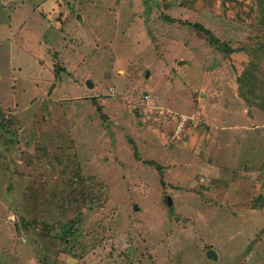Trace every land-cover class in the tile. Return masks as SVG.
<instances>
[{"label":"rangeland","instance_id":"1","mask_svg":"<svg viewBox=\"0 0 264 264\" xmlns=\"http://www.w3.org/2000/svg\"><path fill=\"white\" fill-rule=\"evenodd\" d=\"M254 4L0 0V264H264V176L224 204L159 114L210 126L206 78L240 80ZM83 186L101 200L68 203Z\"/></svg>","mask_w":264,"mask_h":264},{"label":"crops","instance_id":"2","mask_svg":"<svg viewBox=\"0 0 264 264\" xmlns=\"http://www.w3.org/2000/svg\"><path fill=\"white\" fill-rule=\"evenodd\" d=\"M246 1L251 4L253 1L255 6L264 0ZM254 9L258 11L256 7H251L249 10L252 13L247 22L244 19L237 20L236 29L239 28V33L247 32L248 35L242 39V35L235 32L238 36L240 35V38L236 37L238 41L232 43L231 52L234 54H229L233 58L236 54L235 63L241 64V69L238 70L240 80L235 81L230 75L232 80L229 82L224 75V69H221V76H213L210 79L207 77L206 84L209 83L210 87L216 89L214 93H210L207 87L208 92H206L207 89L201 92L208 111L205 118L210 126L205 130H196L190 128L188 123L184 142L174 143L177 148H180L178 151L186 157L194 154L195 150L200 151V155L204 156L206 161L203 166V170L206 171L203 173L206 181L212 178L209 172H212L210 174L213 177H220L222 181L213 182L215 184L213 186L206 183L207 193L213 194L216 190L223 188L225 192H223L222 202L229 205L235 202L233 194L238 193L244 186L251 191L255 190L257 179L259 176H264V20L259 19L261 13ZM244 17L245 15H242V18ZM262 17L264 18V13ZM243 28L247 30H242ZM207 65L214 67L215 64ZM219 68L217 66V69ZM35 82L33 80L34 94L42 92L36 87ZM88 82L91 81H87L88 87H92ZM258 183L262 185L261 182ZM258 209L253 208L254 211ZM8 218L15 220L13 214Z\"/></svg>","mask_w":264,"mask_h":264},{"label":"trees","instance_id":"3","mask_svg":"<svg viewBox=\"0 0 264 264\" xmlns=\"http://www.w3.org/2000/svg\"><path fill=\"white\" fill-rule=\"evenodd\" d=\"M69 194H70V198L66 199V201L68 203L69 202H72V200L74 202H79L78 201L79 198H80V202L79 203L81 204V201H82L83 202V205H85V204H87V205L88 204H91L94 201H98L99 202V200H101V197L100 196L94 194V192H92L90 190H87L86 189V186L80 187L79 189H76V190H72V191H70ZM61 207H63V206H61ZM61 212L63 213L62 214V218H64L68 214L69 208L68 207H65V208L61 209ZM75 233H71L70 235L74 236V235H76ZM70 235H68V237H65V239H67L68 242L71 241L70 240Z\"/></svg>","mask_w":264,"mask_h":264},{"label":"built area","instance_id":"4","mask_svg":"<svg viewBox=\"0 0 264 264\" xmlns=\"http://www.w3.org/2000/svg\"><path fill=\"white\" fill-rule=\"evenodd\" d=\"M160 115L166 116V119L171 120L174 123V130L171 133L173 137H180V135L186 130L190 117L188 115H179L176 113H165L164 110H159Z\"/></svg>","mask_w":264,"mask_h":264},{"label":"water","instance_id":"5","mask_svg":"<svg viewBox=\"0 0 264 264\" xmlns=\"http://www.w3.org/2000/svg\"><path fill=\"white\" fill-rule=\"evenodd\" d=\"M88 84L90 85V86H92V83L91 82H88ZM168 200H166V202L170 205L171 203H172V201H171V198H170V196L167 198ZM137 206V205H136ZM135 206V207H136ZM208 253L210 254V255H213V256H216L212 251H208ZM69 262L70 263H72V264H75L76 262L74 261V259H69Z\"/></svg>","mask_w":264,"mask_h":264}]
</instances>
